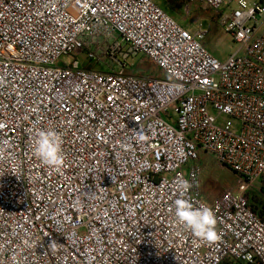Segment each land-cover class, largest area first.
Segmentation results:
<instances>
[{"label":"built area","instance_id":"1","mask_svg":"<svg viewBox=\"0 0 264 264\" xmlns=\"http://www.w3.org/2000/svg\"><path fill=\"white\" fill-rule=\"evenodd\" d=\"M197 2L238 45L226 61L153 0H0V264H264V0ZM40 130L61 168L34 155ZM202 153L241 179L212 204ZM180 179L219 240L174 222Z\"/></svg>","mask_w":264,"mask_h":264},{"label":"rangeland","instance_id":"2","mask_svg":"<svg viewBox=\"0 0 264 264\" xmlns=\"http://www.w3.org/2000/svg\"><path fill=\"white\" fill-rule=\"evenodd\" d=\"M180 24L194 33L198 31L200 25L203 30H208L209 34L204 38L203 43L221 61H226L238 49V45L221 25V16L216 12L206 8L202 3L197 2L189 5L188 0H153ZM252 2L258 0H251ZM187 9L189 14L187 15ZM229 12V11H228ZM227 12V13H228ZM81 63L85 61V56L77 58ZM74 57L62 59L64 64H71ZM135 63L138 69H143L146 74H160L161 71L140 55ZM161 78H166L161 73ZM200 162L203 168V179L201 183V196L207 202H213L227 188L236 187L241 180L240 177L230 169L220 166L212 156L201 154ZM252 191L261 194L264 202V194L261 193L259 185Z\"/></svg>","mask_w":264,"mask_h":264},{"label":"clouds","instance_id":"3","mask_svg":"<svg viewBox=\"0 0 264 264\" xmlns=\"http://www.w3.org/2000/svg\"><path fill=\"white\" fill-rule=\"evenodd\" d=\"M138 140H143L142 133H136ZM62 137L55 130H40L34 141L33 153L42 164L59 169L65 162L62 151ZM193 184L188 179H180L176 184L179 198L174 201L175 223L195 237L205 242L219 240L217 218L214 210L206 205L194 206L187 198Z\"/></svg>","mask_w":264,"mask_h":264},{"label":"trees","instance_id":"4","mask_svg":"<svg viewBox=\"0 0 264 264\" xmlns=\"http://www.w3.org/2000/svg\"><path fill=\"white\" fill-rule=\"evenodd\" d=\"M88 68H91V67L89 66ZM146 76H152V75L146 74ZM155 77L161 78V75L157 74ZM249 197H250V203H251L252 208L254 209V211H256L259 214L262 220H264V202L262 200L261 194L259 195L257 192L251 191L249 193Z\"/></svg>","mask_w":264,"mask_h":264},{"label":"crops","instance_id":"5","mask_svg":"<svg viewBox=\"0 0 264 264\" xmlns=\"http://www.w3.org/2000/svg\"><path fill=\"white\" fill-rule=\"evenodd\" d=\"M207 202V201H206ZM214 202V201H213ZM213 202H207V203H210V204H212Z\"/></svg>","mask_w":264,"mask_h":264}]
</instances>
